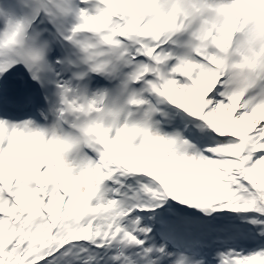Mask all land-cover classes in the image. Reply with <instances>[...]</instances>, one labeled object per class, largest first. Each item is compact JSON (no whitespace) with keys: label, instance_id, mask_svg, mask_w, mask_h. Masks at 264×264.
Segmentation results:
<instances>
[{"label":"snow or ice","instance_id":"1","mask_svg":"<svg viewBox=\"0 0 264 264\" xmlns=\"http://www.w3.org/2000/svg\"><path fill=\"white\" fill-rule=\"evenodd\" d=\"M0 264H264V0H0Z\"/></svg>","mask_w":264,"mask_h":264}]
</instances>
